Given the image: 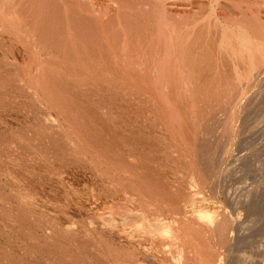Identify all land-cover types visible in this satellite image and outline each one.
Here are the masks:
<instances>
[{
    "label": "bare ground",
    "instance_id": "obj_1",
    "mask_svg": "<svg viewBox=\"0 0 264 264\" xmlns=\"http://www.w3.org/2000/svg\"><path fill=\"white\" fill-rule=\"evenodd\" d=\"M260 74L264 0H0V234L41 239L16 264H225L207 143L264 121Z\"/></svg>",
    "mask_w": 264,
    "mask_h": 264
},
{
    "label": "rangeland",
    "instance_id": "obj_2",
    "mask_svg": "<svg viewBox=\"0 0 264 264\" xmlns=\"http://www.w3.org/2000/svg\"><path fill=\"white\" fill-rule=\"evenodd\" d=\"M258 77L259 78H257V79H259V80L261 78V80L259 82L263 83V85L260 86L262 88V89L260 88L261 89L260 91H262V94L260 91L257 92L256 87H254L253 88L254 90L251 89V91H249V96H250V94H252L251 96L256 98V93H258V94L260 93L258 95V96H260V98L259 97H257V98L259 100L262 99V101L264 102V82L262 81V77L264 78V74H260ZM105 81H107V78L104 77L103 82H105ZM17 83H18V80L13 78L12 79V85L14 86V89H16ZM261 105H262V102H261ZM239 107H241V105ZM240 110H243V107L239 108V112H240ZM259 110L261 111V113H258V115L261 114L260 116L263 117L264 116V113H263L264 112V105L259 106ZM260 111H258V112H260ZM13 112L15 113V111L13 110L11 112V116L15 120L18 119V121H20V122L24 121L23 117L21 115H19V114H21L19 111H17L15 115H13L14 114ZM239 112H238V116H239V120H240V117L242 115H244L245 112H244V110L240 113ZM219 115L222 116V113L220 112ZM19 116L22 117V119L19 118ZM258 117L259 116H257V118ZM239 124H240V121L237 122V124H236V125H238L237 127L240 128ZM253 124H255V126L252 125L250 128L248 127L249 129L247 128L246 130H243L242 128H240V129L238 128L239 133L238 134L236 133V135L233 136V138H234L233 144L231 146H228L229 148L227 147L229 149V151L227 150V155H226V152H224L225 153V155H224L223 152L221 151V149H222L221 146L225 145V144L224 145H222V144H223V142L226 141V139L223 138L224 136L220 137V135H222L220 133L221 132L220 127H218L220 130L217 128L219 131H217V130L214 131L213 139L215 138V140H218V143H217V141L214 140L215 143H217L214 145V147L216 145H218L217 148H219L218 150L221 151L222 153L217 151V150L215 151V149H217V148L215 147V149H214L213 145L211 144L212 141H210V140H213L212 139L213 135L209 138L210 140H208L209 142L207 143L209 145L210 149H213L214 152L213 151L212 152L215 153V156H214V154L210 151L212 154L210 158L212 159L213 157H215V159H212L213 161L210 159L211 162H209V167L210 166L212 167V168H209V170H211L213 172L208 171L210 173V174L209 173L208 174L212 177L213 180L211 179L210 176H208L207 182H208L209 186L210 185L211 186H210L209 190L207 189L204 191L205 192L204 195H208L207 197H209V200L214 201L213 198H215L216 205L217 204L223 205L222 202H225L224 204L228 203L229 206H228V204L226 206L224 205L225 208L223 206L224 211H226V212L231 211L230 213H232L233 215L235 214L234 215V218H235L234 221L235 222L233 221L234 223H232L233 229L231 232V234L233 233V236H232L233 239L234 238L235 239L232 240V243L230 244L231 246L230 245L226 246L225 244L219 245V247L221 246L220 247L221 249L224 247L223 245H225L227 249L225 247L223 248V250L220 249L221 251H223L224 255L222 254V252H221V255H219L220 253L217 254L220 259H223V261H224V257L226 256L225 258H227V260L225 259L224 262H226V261L229 262V263L226 262L227 264H233V263L234 264H237V263L238 264H251V263L252 264H257V263L258 264H264V121L258 122V120H257V124L255 122ZM215 132H217L218 135ZM219 133H220V135H219ZM217 137H219L220 140L223 138V140H222L223 142L221 144L219 143L221 141ZM224 139H225V141H224ZM236 140H237V142H236ZM214 141L212 143H214ZM210 144H211V146H210ZM211 147H213V148H211ZM217 153L218 154L220 153L219 156L217 155ZM220 155H223V156H220ZM217 156L220 158V160H219V158L217 160ZM214 160L217 162H215ZM240 160H242V161H240ZM218 162H221V163H218ZM213 165H214V167H213ZM215 166H216V168H215ZM214 170L217 172V174ZM221 172H223V173H221ZM212 183H213V185H212ZM214 185L216 186V188ZM227 185H229V186H227ZM201 195L203 196V194H201ZM210 196H212V198ZM217 201H219L221 204ZM63 220L65 221L66 219H63ZM13 224L14 223L10 221V229L12 228V230L15 231V235H18V233L16 231L17 227L15 226V224L14 225ZM57 225H59V224H57ZM20 236H22V237H20ZM6 237H8V236H6V235L4 236V235L0 234V254L1 253L5 254L9 251L7 253L9 255L8 256V258H9L8 264H16L17 260L19 261L20 259L24 258L23 256L26 254V252H23L22 248L19 249L21 247V244H23V243H20V241L21 242L23 241L24 243L29 242L28 244L31 243L34 247L40 249V245H41L40 240L41 239L38 240L37 238H35V236L31 237V236H27L25 234H20L19 239H16L15 236L14 237L12 236L9 238H6ZM29 237H31V238H29ZM5 238L8 240H6ZM28 238L30 240H28ZM237 240H239V242H237ZM32 245H30V246H32ZM37 246H39V247H37ZM224 250H225L226 254L224 253ZM4 251H5V253H4ZM2 256H0V264H3V263L5 264L4 257L1 260ZM81 256H80L81 259H82V257L85 258V253H84V256H82V257ZM86 258H87L86 260L85 259H83V260H85V261L88 260L87 254H86ZM219 258H217V259L219 260ZM1 261H3V263H1ZM11 261H13V262H11ZM24 262L25 261H22V264L26 263V262L25 263Z\"/></svg>",
    "mask_w": 264,
    "mask_h": 264
}]
</instances>
